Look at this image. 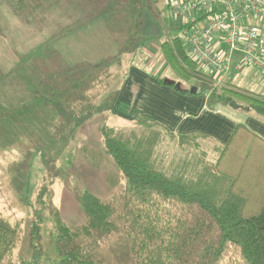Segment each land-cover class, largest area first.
<instances>
[{
    "label": "trees",
    "instance_id": "obj_1",
    "mask_svg": "<svg viewBox=\"0 0 264 264\" xmlns=\"http://www.w3.org/2000/svg\"><path fill=\"white\" fill-rule=\"evenodd\" d=\"M1 1L9 4L22 22L39 27L49 10L45 0ZM94 1L97 4L88 7L86 18L60 28L59 33L64 35L84 24L87 27L112 0H86V4ZM144 1L148 11L157 18L160 0ZM172 29L176 34H169L159 47L173 74L184 83L196 78L198 73L205 76L204 80L212 88L199 91L194 87L195 91L191 92L193 86L180 82L176 86V81L171 86L185 93L202 94L208 108L229 105L234 100L240 103V108L264 116V94L230 83L217 84L198 69L188 54V47L179 35L182 25L177 22ZM39 51L37 56L22 59L39 89L33 95L36 101L51 102L50 95L62 88L55 85L56 80L61 79L62 85L69 77L81 78L87 74L83 66L63 62L53 47V40ZM38 56L39 60L35 61L33 58ZM51 64L54 66L48 67ZM42 87L45 93L40 94ZM137 120L147 123L149 134L127 135L106 123L101 128L102 147L117 165L123 183L120 210L111 216L99 196L74 181L72 189L84 221L78 226H69L49 204L53 184L50 178L37 190L35 202L40 203L33 207L30 217L28 236L35 252L42 250L40 223L46 211L61 264H98L83 251L80 238L119 227L128 239L131 264H264V139L238 122L224 143L202 149V154L190 166L166 171L151 157L148 138L154 132L153 126L173 133L157 122L141 117ZM202 137L206 136L175 134L179 145ZM211 151L216 155H211ZM20 241L18 228L0 214V264L33 262V257L21 259L19 263L13 261Z\"/></svg>",
    "mask_w": 264,
    "mask_h": 264
},
{
    "label": "rangeland",
    "instance_id": "obj_2",
    "mask_svg": "<svg viewBox=\"0 0 264 264\" xmlns=\"http://www.w3.org/2000/svg\"><path fill=\"white\" fill-rule=\"evenodd\" d=\"M26 1L29 2V0ZM45 1L49 3V10L46 12L45 21L40 27L32 23L22 22L13 14L9 4H2L1 1L0 26L2 30L0 28V35L9 31L6 24L7 13L10 11L22 25H27L34 31H41L47 23L46 21H48L49 26H53L55 31L47 42L53 40L54 43V40L63 36L62 33H59L60 28L73 24L79 18H86L88 7H94L97 4L96 1L86 4V0ZM158 10L159 13L156 18L148 11L144 0H112L106 9L94 17L93 21L100 22L106 34L110 32L107 36L105 35V38L113 43V55H115V58L118 57L115 65L108 68L102 63L97 65L78 64L87 69V74L85 73L83 77H69L66 83L62 85H60L61 79L56 80L55 85L62 88L55 90L50 95V103L61 109L66 118L60 137L61 141L58 137L57 140L55 138L53 141L48 142L43 148H21L17 150L20 153L19 159L4 165L3 172L0 171V214L9 223L15 225L21 235L20 244L13 253V261L19 263L21 259L33 257V262L30 264H61V256L54 246V231L52 224L46 217V211L42 213L43 218L40 223L42 250L35 252V248H32L29 242L30 217L33 207L38 206L40 203L35 202L37 190L43 182H47L52 178V192L49 197L51 207L60 208L63 211L68 209L70 205L62 202L63 200H70L79 204L73 193L72 183L74 181L71 180L72 176L70 174L74 149L71 140L69 139L70 142H67L68 138H63V136L66 132L71 131L73 125L75 127L81 125L87 117L104 108L107 99L116 92L127 66L133 64L144 67L146 63L148 68L154 66V54H157L156 51L160 54L159 50H156L157 43L166 39L169 34H176V30L172 28L177 23L170 7L161 4V0L157 7ZM260 22L264 25V19ZM85 26L86 24H84L86 29ZM20 32H15L14 36L11 35L8 41L11 45H16L17 47L13 46V48L18 50H22L24 41L28 40L23 33H29L24 30H20ZM17 34L19 35L18 40L15 38ZM47 42L38 45L30 53L21 55L20 63L27 69L29 75L30 72L22 59L27 56L30 57V55H36L37 52L41 51H39V48ZM5 49L4 55H8L11 49L9 47ZM237 53L235 52L233 57H236ZM58 54L61 60L65 62L59 52ZM145 58H147V61ZM33 59L38 61L39 56ZM47 60H49L48 57ZM58 61L55 63L58 64ZM53 66L54 64H51L48 67L52 68ZM198 68L210 76L214 75L203 64H198ZM195 76L196 78L183 83L174 75L175 81L184 86H193L199 91L204 87L211 90L210 83L204 80L205 76L198 73ZM242 84V82L239 83V85ZM244 86L250 89L248 84ZM14 91L16 94V89ZM34 92H39L37 86ZM43 93H45L44 87H42L40 94ZM235 102L238 103V101ZM238 104L240 105V103ZM226 106L232 108L229 105ZM232 109H238V112H241L240 107ZM113 120H111L114 123L112 127L127 135L131 133L136 135L149 134V129L145 127L147 123L140 120L128 123ZM152 130L154 132L148 138L151 141L149 144L151 157L158 167L164 168L166 171H175L183 165L190 166L196 157L202 154L200 152L202 149L208 150L214 144L207 138H197L179 145L175 134L171 135L169 132L162 131L155 126L152 127ZM99 140L101 141V130ZM22 141L27 142L29 145L33 144L35 147L39 146L38 142H29L27 137H24ZM211 155L215 156L216 152L211 151ZM95 165H97L96 162ZM67 183H70V190L67 189ZM122 186L123 183L121 177H119L117 184L113 185L110 190L100 191L99 197L107 205L111 216H114L121 208ZM80 243L83 251L98 264H131L128 239L121 227L108 232H93L81 237Z\"/></svg>",
    "mask_w": 264,
    "mask_h": 264
},
{
    "label": "crops",
    "instance_id": "obj_3",
    "mask_svg": "<svg viewBox=\"0 0 264 264\" xmlns=\"http://www.w3.org/2000/svg\"><path fill=\"white\" fill-rule=\"evenodd\" d=\"M168 2L169 0H162L161 4L165 6ZM7 18L9 31L0 35L1 172L4 165L19 159L20 153L17 150L27 147L43 148L58 137L61 141L63 125L66 122L63 111L57 106L33 99L36 82L20 63L21 55L28 54L38 45L47 42L55 28L49 26L46 21L41 31H34L31 27L22 25L10 11ZM248 21L259 20L257 17H250ZM89 23L86 27L88 30L80 27L54 40L55 49L69 64L102 63L108 68L114 66L118 57L113 55L111 40L105 38L110 32L106 34L97 20ZM20 30L29 32L23 33L28 40L24 41L22 50L14 49L13 46H17L8 42L9 37L14 36L15 32L21 33ZM15 38L18 40L19 35ZM160 42L162 40L157 43L156 49L160 54L158 51V56L154 54L152 68H148L147 63L144 67L133 64L127 66L116 92L107 99L104 108L87 117L81 125H73L71 131L63 136L68 138L67 142L71 140L74 149L70 166L71 180L97 196H100L101 190H110L120 177L117 165L107 155L99 140L102 125L106 123L114 126L111 121L113 119H116V122L128 123L141 117L149 122H157L173 134H203L206 137L202 138L217 144L224 143L235 124L240 122L264 139V116L243 108L238 112V109L220 104L208 108L202 94L185 93L171 86L175 77L163 57ZM8 47L11 50L8 55H4L5 48ZM145 59L147 61V58ZM211 77L213 78V75ZM213 80L215 81L214 78ZM240 82L243 84L239 85ZM221 83L234 84L244 89H249L244 86L248 84L249 90L264 94V75L254 66H243L217 84ZM24 137H27L29 142H38L39 146L35 147L22 141ZM67 189L70 190V183H67ZM62 202L70 205L64 211L57 208L67 225H80L84 221V213L79 204L70 200Z\"/></svg>",
    "mask_w": 264,
    "mask_h": 264
},
{
    "label": "built area",
    "instance_id": "obj_4",
    "mask_svg": "<svg viewBox=\"0 0 264 264\" xmlns=\"http://www.w3.org/2000/svg\"><path fill=\"white\" fill-rule=\"evenodd\" d=\"M167 5L183 27L179 35L188 54L215 81L243 66H254L264 75V0H169ZM250 17L259 21L249 22Z\"/></svg>",
    "mask_w": 264,
    "mask_h": 264
},
{
    "label": "water",
    "instance_id": "obj_5",
    "mask_svg": "<svg viewBox=\"0 0 264 264\" xmlns=\"http://www.w3.org/2000/svg\"><path fill=\"white\" fill-rule=\"evenodd\" d=\"M166 79V78H165ZM167 80V79H166ZM167 81H170V80H167ZM175 85L176 86H179L180 84H179V82H176L175 83ZM191 92H194L195 91V88L194 87H191ZM229 106L230 107H232V108H239L240 107V105L237 103V102H235L234 100H231L230 102H229Z\"/></svg>",
    "mask_w": 264,
    "mask_h": 264
}]
</instances>
